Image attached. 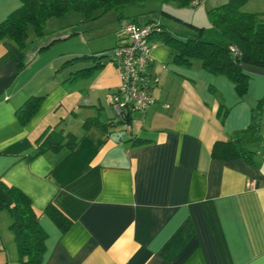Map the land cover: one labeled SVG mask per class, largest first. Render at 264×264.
Segmentation results:
<instances>
[{
    "label": "crops",
    "instance_id": "obj_1",
    "mask_svg": "<svg viewBox=\"0 0 264 264\" xmlns=\"http://www.w3.org/2000/svg\"><path fill=\"white\" fill-rule=\"evenodd\" d=\"M226 1L203 0L205 11ZM20 6L21 0H0V23ZM243 10L264 12V0H249ZM131 14L97 20L111 24L103 31L111 33L106 49L128 21L167 27L154 13ZM80 31L75 23L40 37L28 33L23 48L0 40V181L29 196L47 233L44 261L264 264V68L244 66L249 79L239 94L228 76L198 60L173 61L169 46L153 35L148 72L156 78L155 101L132 110L126 123L85 129L87 117L106 122L115 115L120 75L110 56L99 68L73 74L93 62L66 60L101 49L80 47L74 40ZM31 95L43 98L21 119L16 109ZM57 124L76 135L72 148L35 154L39 137ZM219 140L240 141L250 159L213 157ZM0 200L11 204L1 186ZM48 204L71 221L64 232L44 212ZM9 224V212L0 208V264H19ZM7 240L15 253H8Z\"/></svg>",
    "mask_w": 264,
    "mask_h": 264
},
{
    "label": "trees",
    "instance_id": "obj_2",
    "mask_svg": "<svg viewBox=\"0 0 264 264\" xmlns=\"http://www.w3.org/2000/svg\"><path fill=\"white\" fill-rule=\"evenodd\" d=\"M146 1L148 0H21V6L0 23V40L9 37L20 48H23L28 40L29 25H32L35 35L40 37L47 32L45 25L50 18L62 19L68 13L74 12L81 15V24L93 22L110 13L115 14L117 19H121L124 9L143 5ZM160 1L162 3L175 2L181 7L191 8L202 2V0ZM248 1L227 0L221 5L207 9L208 26L198 27L189 24L190 27L195 28V31L185 35L171 32L164 25L153 20L143 24L151 27V37L159 35L169 46L173 61L189 65L192 60H198L211 73L228 76L234 82L237 92L242 94L246 91L249 79V74L244 66L264 68V12L242 10ZM193 2L197 4L192 6ZM160 13L172 18V15L162 9ZM77 32H72L69 35ZM113 48L114 46L106 51L74 56L66 62L92 61V66L83 67L73 72L75 75L82 74L99 68L103 64L101 59L104 56L110 55L111 58ZM42 98L43 95L29 96L16 109L19 118L30 117ZM131 111L128 110L123 116L114 113L115 115L106 122L99 120L96 116L87 117L83 121V126L85 129L91 126L106 129L121 122L126 123L130 120ZM130 139L139 140L136 137ZM75 140L76 135L71 132H63L57 124L39 137L34 153L49 149L56 150L63 145L72 148ZM211 154L216 158L245 156L250 159L249 149L240 141H216L211 149ZM0 186L5 189L11 199V204L0 200V208H6L10 215L9 228L18 253V263L47 264L44 261L47 233L39 222L38 214L33 210L29 196L18 187L7 185L2 181H0ZM44 212L63 232L71 224V221L52 204H48Z\"/></svg>",
    "mask_w": 264,
    "mask_h": 264
},
{
    "label": "built area",
    "instance_id": "obj_3",
    "mask_svg": "<svg viewBox=\"0 0 264 264\" xmlns=\"http://www.w3.org/2000/svg\"><path fill=\"white\" fill-rule=\"evenodd\" d=\"M196 2L191 3L192 6ZM151 27L139 22H127L122 27L119 40L111 51L120 83L114 92L112 107L114 113L123 116L128 110L144 109L155 101L151 85L156 78L148 72L152 62ZM253 187V182L248 183Z\"/></svg>",
    "mask_w": 264,
    "mask_h": 264
},
{
    "label": "rangeland",
    "instance_id": "obj_4",
    "mask_svg": "<svg viewBox=\"0 0 264 264\" xmlns=\"http://www.w3.org/2000/svg\"><path fill=\"white\" fill-rule=\"evenodd\" d=\"M205 5L206 4L203 3V0L199 6L192 7V8L191 7H181V6L177 5V3H175V2L162 3L160 0H148L145 3H143V5H138L136 7H129L127 9H124V11L122 12V15H123L124 19H129L128 17H130L132 15L131 13H137V14H139V13H154V15L156 17L158 16L161 19L162 24L163 23L167 24V27L166 26L165 27L168 30H172V32L174 31L176 33L177 30H185L186 29L188 31V33H192L195 31V28L190 27L189 24L196 25L198 27L202 26V25L208 26V19L206 17ZM199 8H201V11L204 12V14H205L204 20H201L198 18ZM161 9L164 10L165 12L169 13L170 15H172V18L168 17L167 15L161 14L160 13ZM133 10H135L136 12H133ZM106 18L107 17H104L100 21H97L98 20L97 19V20L90 22V23H87V24H81V23H78V22H81V15L78 13L71 12V13H68L62 19L50 18L46 22L45 31H47V30L50 31V30L54 29L55 27H57L58 25H61V24L65 26V25H70V24L72 25V24L77 23V24H79L81 31L78 34L79 37L74 38V40H77V41L81 40L80 47L82 46V44L83 45L85 44L87 51H89L91 46H92L94 48H98V47L101 48V49H95V50H97V52H101L104 49L109 48V47H104V46H109V45H104V44H108L110 42L109 38H110L111 33H108L107 35H104V33H103V31H105V30L107 31V28L111 26L110 23L103 21V20H106ZM175 18H177V19H175ZM204 21H205V24H203ZM28 33L31 36L33 34H35L32 25H29ZM50 33H52V32H50ZM98 34H102V36L94 37L95 35L98 36ZM85 37H86V39H85ZM106 50H108V49H106ZM86 54H90V53L88 52ZM109 56L110 55L104 56L102 59L107 61V60H109ZM82 63H86V62H80L79 64H82ZM6 236L7 235H5V232H3V237L5 238ZM9 245H11V243L9 244V241H8L7 246H9ZM13 248H14L13 246H12V248H11V246H9V250H8L9 254H11V250H12V254L15 253ZM0 260H2V259H0ZM3 264H6L5 260H3Z\"/></svg>",
    "mask_w": 264,
    "mask_h": 264
}]
</instances>
